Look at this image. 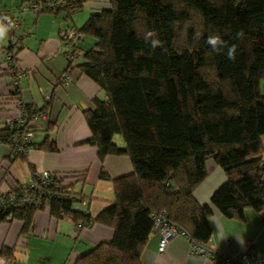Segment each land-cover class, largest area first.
<instances>
[{"label": "trees", "instance_id": "1", "mask_svg": "<svg viewBox=\"0 0 264 264\" xmlns=\"http://www.w3.org/2000/svg\"><path fill=\"white\" fill-rule=\"evenodd\" d=\"M87 1L47 12L80 10ZM109 3V9L90 14L77 30L94 44L85 52L78 45L80 58L67 56V69L82 59L77 67L106 95L84 111L91 132L86 143L97 148L100 160L126 155L133 172L113 181L115 200L95 218L75 209L78 204L71 199H49L52 218L69 217L80 229L98 223L113 231L109 243L93 247L74 264H142L152 216L162 211L189 241L206 247L213 208L239 220L245 209L264 212V0ZM195 14L201 29L192 24ZM182 25L187 26L180 43ZM149 32L155 35L148 37ZM211 36L223 41L220 52L207 43ZM151 39L161 43L152 47ZM114 135L123 138L124 148L113 142ZM35 147L56 150L47 138ZM209 159L226 180L209 205H200L193 192L206 178ZM60 178L75 183L84 174ZM64 190L83 199L68 186ZM44 208L6 207L0 221L20 220L27 232L34 214Z\"/></svg>", "mask_w": 264, "mask_h": 264}, {"label": "crops", "instance_id": "2", "mask_svg": "<svg viewBox=\"0 0 264 264\" xmlns=\"http://www.w3.org/2000/svg\"><path fill=\"white\" fill-rule=\"evenodd\" d=\"M23 1L0 0V13H17ZM109 8V0L87 1L81 7L85 9L81 22L85 23L90 14ZM76 11L80 10L22 16L20 33L23 38L17 54V66L22 73L20 95L28 106L41 109L47 105L46 121L34 124V147L26 157L11 161L9 147L0 144V192L30 182L44 171L59 177L83 173V180L73 183L68 179L64 183L86 201L85 206L75 205L74 208L95 218L115 200L113 181L132 174L133 169L126 155H107L100 160L97 148L86 143L91 132L84 111L93 107L94 99L103 101L106 95L77 67L82 59L67 69L69 48L60 41L59 32L66 28L78 30L72 18ZM90 44H94L93 39ZM7 47L6 34L0 40V133L4 121L13 114L8 99L9 79L2 73L3 53ZM66 73L70 77L68 84L56 83ZM39 89L51 95L50 101L44 100ZM117 136L121 137L114 135L113 142L124 148L123 138L117 140ZM46 138L48 142L54 141L55 151L35 147ZM261 143L264 148V135ZM205 165L206 178L193 192L200 205H209L213 193L226 180L223 170L213 159L207 160ZM210 226L212 232L207 247L216 255L240 253L249 243L257 252L264 253L262 213L245 209L243 219L239 220L226 218L213 208ZM112 237L113 231L107 226L94 223L80 229L69 217L56 220L50 216L49 209L44 208L34 214L27 232L20 220L0 221V264H74L80 255L99 244L109 243ZM140 261L142 264H213L209 258L190 252L189 239L183 232L173 237L163 252H158V237L151 233Z\"/></svg>", "mask_w": 264, "mask_h": 264}, {"label": "built area", "instance_id": "3", "mask_svg": "<svg viewBox=\"0 0 264 264\" xmlns=\"http://www.w3.org/2000/svg\"><path fill=\"white\" fill-rule=\"evenodd\" d=\"M76 0H24L18 7L17 13H0V25L7 29L8 47L4 51L2 73L8 79L9 100L11 101V112L13 113L4 121L0 133V144L9 147V159L11 161L27 156L33 144L34 124L46 121V113L36 109H29L21 98L19 79L22 73L17 66V54L22 45V34L20 33L22 16L26 13L39 15L47 11H58L65 8ZM84 36L74 28H66L59 32V39L68 47V59L76 61L80 58L77 49L79 42ZM69 75L61 76L56 83L66 86L69 82ZM45 101H50L51 95L39 89ZM61 178L50 172L44 171L36 174L32 181L11 187L0 192V211L6 207H24L44 205L49 206V199L57 198L71 199L74 204L86 205V201L79 197L66 194V184L59 182ZM264 217V212H262ZM152 233L158 237V252H163L168 242L181 231L168 220L167 213L162 211L152 216ZM81 225L78 224V228ZM190 252L209 258L213 264H264V253H259L252 243H249L245 250L231 255H216L210 248L195 242L189 241Z\"/></svg>", "mask_w": 264, "mask_h": 264}, {"label": "rangeland", "instance_id": "4", "mask_svg": "<svg viewBox=\"0 0 264 264\" xmlns=\"http://www.w3.org/2000/svg\"><path fill=\"white\" fill-rule=\"evenodd\" d=\"M74 16H72L73 18V22L75 24V26L80 29L82 24L84 22H81L83 17L85 16V9H80V11H76L74 14ZM195 25V27L197 29H201L202 28V24H201V21L200 19L196 16V14L193 16V23ZM187 25H182L178 28V42L182 43V41L184 40V32H185V28H186ZM92 41V38L91 37H88V36H85L84 35V38L82 41L79 42V48L81 49L82 52H85L87 50H89L93 44H90V42ZM182 45V44H180ZM262 92L264 93V81L262 82ZM118 138L117 140H121V137H116ZM118 142V141H117ZM121 143V142H120Z\"/></svg>", "mask_w": 264, "mask_h": 264}, {"label": "clouds", "instance_id": "5", "mask_svg": "<svg viewBox=\"0 0 264 264\" xmlns=\"http://www.w3.org/2000/svg\"><path fill=\"white\" fill-rule=\"evenodd\" d=\"M6 32L7 29L0 25V40L5 37ZM147 35L148 37H152L155 35V33L149 32ZM150 43L152 47H157L161 42L158 39H151ZM207 43L212 47V50L215 52H220L222 50L220 46L223 44V41H221L219 37L211 36L208 38ZM227 54L230 58H234V47L230 48Z\"/></svg>", "mask_w": 264, "mask_h": 264}]
</instances>
